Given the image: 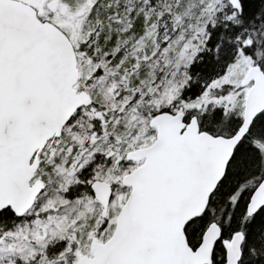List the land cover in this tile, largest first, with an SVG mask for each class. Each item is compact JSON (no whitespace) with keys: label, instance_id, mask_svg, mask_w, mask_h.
<instances>
[{"label":"snow or ice","instance_id":"snow-or-ice-1","mask_svg":"<svg viewBox=\"0 0 264 264\" xmlns=\"http://www.w3.org/2000/svg\"><path fill=\"white\" fill-rule=\"evenodd\" d=\"M0 264H264V0H0Z\"/></svg>","mask_w":264,"mask_h":264}]
</instances>
